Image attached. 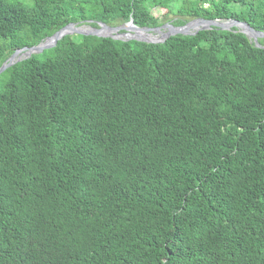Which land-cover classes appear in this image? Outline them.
I'll return each instance as SVG.
<instances>
[{
    "label": "trees",
    "instance_id": "obj_1",
    "mask_svg": "<svg viewBox=\"0 0 264 264\" xmlns=\"http://www.w3.org/2000/svg\"><path fill=\"white\" fill-rule=\"evenodd\" d=\"M20 1L0 0V66L71 22L151 26L171 0ZM232 3L264 31V0L178 13ZM50 49L0 74V264H264V47L212 28Z\"/></svg>",
    "mask_w": 264,
    "mask_h": 264
},
{
    "label": "water",
    "instance_id": "obj_2",
    "mask_svg": "<svg viewBox=\"0 0 264 264\" xmlns=\"http://www.w3.org/2000/svg\"><path fill=\"white\" fill-rule=\"evenodd\" d=\"M89 22H91V20H86L81 24L71 22L56 31L53 35L44 39L39 44L34 46H25L15 50L0 66V74L17 62L30 58L33 54L42 53L45 49L56 46L59 40H61L64 36L72 34L95 35L99 37H110L122 40H138L148 43H160L166 41L174 35H195L201 30L218 28L227 31H241L247 34V36L251 39L255 40L257 46L264 47V45L259 42V39L264 37V31L257 30L249 22L236 18L207 19L204 17H197L182 25L168 24L157 27L138 26L134 23L133 19L120 26H112L105 22H98L97 26H93L89 24ZM162 28H167L168 30L166 32H162ZM153 32H160L161 36H153ZM20 51H27V53L24 56H17Z\"/></svg>",
    "mask_w": 264,
    "mask_h": 264
},
{
    "label": "rangeland",
    "instance_id": "obj_3",
    "mask_svg": "<svg viewBox=\"0 0 264 264\" xmlns=\"http://www.w3.org/2000/svg\"><path fill=\"white\" fill-rule=\"evenodd\" d=\"M31 2V0H21L20 3L18 4V7L21 6L23 2ZM184 0H171L170 2L166 4H157L156 6L153 7L152 12H153V20H152V27H157V26H164L168 24H173V25H182L180 24L182 21L184 23L192 20L193 18L191 17H182L178 13L179 7L183 4ZM208 6V3L206 4ZM231 6L233 7V11L230 13V18H235L237 12L240 11V5L236 3H232ZM183 23V24H184ZM125 23L118 24L116 26L123 25ZM168 29L167 28H162L161 31L166 32ZM153 36L160 37L161 33L160 32H153ZM51 55V49L49 48L45 54V56Z\"/></svg>",
    "mask_w": 264,
    "mask_h": 264
},
{
    "label": "bare ground",
    "instance_id": "obj_4",
    "mask_svg": "<svg viewBox=\"0 0 264 264\" xmlns=\"http://www.w3.org/2000/svg\"><path fill=\"white\" fill-rule=\"evenodd\" d=\"M163 32V31H162ZM29 52V51H28ZM27 53V51H20L17 56H24Z\"/></svg>",
    "mask_w": 264,
    "mask_h": 264
}]
</instances>
